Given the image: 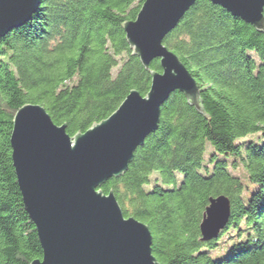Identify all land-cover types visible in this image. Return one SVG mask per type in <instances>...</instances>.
Here are the masks:
<instances>
[{"label": "trees", "instance_id": "trees-1", "mask_svg": "<svg viewBox=\"0 0 264 264\" xmlns=\"http://www.w3.org/2000/svg\"><path fill=\"white\" fill-rule=\"evenodd\" d=\"M145 1L42 0L27 23L0 36V264L44 254L12 158L18 109L41 104L75 135L132 89L146 95L161 61L146 69L124 29ZM164 44L195 77L205 113L174 92L128 171L101 188L114 191L125 216L149 225L164 264H264V31L197 0ZM220 194L232 201L229 225L204 241V213Z\"/></svg>", "mask_w": 264, "mask_h": 264}, {"label": "water", "instance_id": "water-1", "mask_svg": "<svg viewBox=\"0 0 264 264\" xmlns=\"http://www.w3.org/2000/svg\"><path fill=\"white\" fill-rule=\"evenodd\" d=\"M197 0H146L124 23L127 39L152 70L149 92L132 89L109 117L71 135L38 103H26L14 117L12 158L26 210L35 222L43 258L30 264H164L153 253L148 224L125 216L114 193L101 188L128 171L137 149L156 132L162 106L176 91L205 113L200 87L180 56L164 44L166 35ZM264 31V0H211ZM41 0H0V36L27 23ZM232 201L212 196L201 222L204 241L228 226Z\"/></svg>", "mask_w": 264, "mask_h": 264}, {"label": "rangeland", "instance_id": "rangeland-1", "mask_svg": "<svg viewBox=\"0 0 264 264\" xmlns=\"http://www.w3.org/2000/svg\"><path fill=\"white\" fill-rule=\"evenodd\" d=\"M254 54H255V56H256V58H257L256 53H254ZM258 137H259V133H250V134L247 136V138H252V139H254V140L257 141V142H260V139H259ZM209 147H210V144H209ZM206 157L208 158V154H206Z\"/></svg>", "mask_w": 264, "mask_h": 264}, {"label": "bare ground", "instance_id": "bare-ground-1", "mask_svg": "<svg viewBox=\"0 0 264 264\" xmlns=\"http://www.w3.org/2000/svg\"><path fill=\"white\" fill-rule=\"evenodd\" d=\"M41 3H42V0H41ZM40 5H41V4H40ZM9 32H10V31H9ZM9 32H8V33H9ZM231 214H232V213H231ZM228 225H229V224H228Z\"/></svg>", "mask_w": 264, "mask_h": 264}]
</instances>
